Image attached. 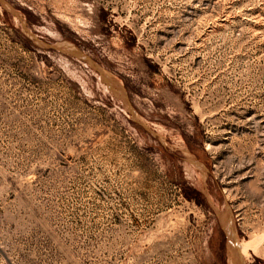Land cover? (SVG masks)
I'll use <instances>...</instances> for the list:
<instances>
[{"label": "rangeland", "instance_id": "obj_1", "mask_svg": "<svg viewBox=\"0 0 264 264\" xmlns=\"http://www.w3.org/2000/svg\"><path fill=\"white\" fill-rule=\"evenodd\" d=\"M222 215L264 264V0H0V264H229Z\"/></svg>", "mask_w": 264, "mask_h": 264}, {"label": "bare ground", "instance_id": "obj_2", "mask_svg": "<svg viewBox=\"0 0 264 264\" xmlns=\"http://www.w3.org/2000/svg\"><path fill=\"white\" fill-rule=\"evenodd\" d=\"M110 80H112V79L110 78ZM116 90H117V87H116ZM122 92H123V90H122ZM190 159L193 162V164L199 165V163L196 160H194V158L192 156H191ZM200 168H201V165H200ZM202 170H203V168H202ZM222 217H223V219H222ZM222 217H221L222 224H223L224 230L227 233V239H228V241H227V249H228V255H229V262H230L229 264H242V257L244 255H246L247 251H249V249L253 246V244L251 242H245V241L238 242L237 241L238 239L236 240V238H235V233H234V229H233L234 225L232 224L231 220L226 215H222Z\"/></svg>", "mask_w": 264, "mask_h": 264}, {"label": "water", "instance_id": "obj_3", "mask_svg": "<svg viewBox=\"0 0 264 264\" xmlns=\"http://www.w3.org/2000/svg\"><path fill=\"white\" fill-rule=\"evenodd\" d=\"M52 48V47H49ZM54 48V47H53ZM58 47H55V49H57ZM67 49L70 50L71 52L77 54V55H81L80 51L77 50L76 48L72 47V46H67Z\"/></svg>", "mask_w": 264, "mask_h": 264}]
</instances>
